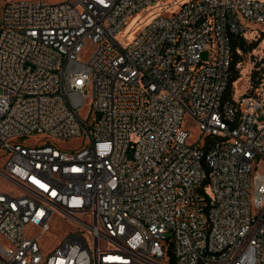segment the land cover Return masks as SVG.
<instances>
[{"label": "built area", "instance_id": "obj_1", "mask_svg": "<svg viewBox=\"0 0 264 264\" xmlns=\"http://www.w3.org/2000/svg\"><path fill=\"white\" fill-rule=\"evenodd\" d=\"M49 1L0 0V264H264V74L227 96L264 0Z\"/></svg>", "mask_w": 264, "mask_h": 264}, {"label": "rangeland", "instance_id": "obj_2", "mask_svg": "<svg viewBox=\"0 0 264 264\" xmlns=\"http://www.w3.org/2000/svg\"><path fill=\"white\" fill-rule=\"evenodd\" d=\"M59 0H50V3H55ZM178 1L179 0H159L157 3V7L159 6H174L172 7L173 11L178 10ZM149 8L140 11L136 16L130 19L127 27H125L124 35L130 33L136 26V29L132 31L129 35V42H132L136 36L140 33L141 29L145 27L147 23L152 20H147L148 17L152 16L155 13H158L156 10L152 13H147ZM172 11V12H173ZM248 24V23H247ZM244 38L248 43H254L256 47L248 52H240V61L237 64V71L239 78L237 81L233 83V92L235 97H240L246 91L254 90L259 83L261 82V78L264 74V26L260 25H253L248 24V29L243 34ZM210 51H205L201 54V59L203 61L209 60ZM0 92H2L0 88ZM81 117L88 121L90 117V109L86 106L83 111L81 112ZM187 122V121H185ZM193 132L196 133L197 129H193ZM54 142L56 146L60 149L64 150H77L83 146V138H77L73 140L67 141H54L52 138H45L44 136L40 137H30L25 142L27 145H34V144H42L44 142ZM4 161L0 158V168L3 167ZM0 191H14L8 185L2 177H0ZM72 230V226L62 221L60 218H56L51 222V230L49 233H46L42 238L41 244L43 249L46 252L52 251L61 241L62 239ZM39 233L38 229L30 228L28 230L29 235H35Z\"/></svg>", "mask_w": 264, "mask_h": 264}, {"label": "trees", "instance_id": "obj_3", "mask_svg": "<svg viewBox=\"0 0 264 264\" xmlns=\"http://www.w3.org/2000/svg\"><path fill=\"white\" fill-rule=\"evenodd\" d=\"M232 46H233V61L231 66V78L229 82L227 96H230L233 92V83L238 80L239 75L237 71V64L239 63L240 59V52L248 53L252 51L256 45L254 43H248L246 39L242 35L234 36L232 39Z\"/></svg>", "mask_w": 264, "mask_h": 264}]
</instances>
